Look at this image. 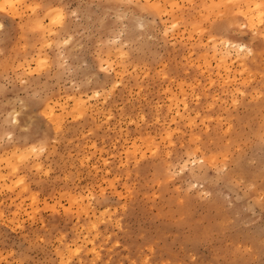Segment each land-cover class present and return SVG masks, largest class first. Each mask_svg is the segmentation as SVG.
Returning a JSON list of instances; mask_svg holds the SVG:
<instances>
[{
	"label": "rangeland",
	"instance_id": "rangeland-1",
	"mask_svg": "<svg viewBox=\"0 0 264 264\" xmlns=\"http://www.w3.org/2000/svg\"><path fill=\"white\" fill-rule=\"evenodd\" d=\"M29 2L0 0V118L27 124L0 139V264H259L264 44L240 13L261 0H48L63 52Z\"/></svg>",
	"mask_w": 264,
	"mask_h": 264
},
{
	"label": "snow or ice",
	"instance_id": "snow-or-ice-1",
	"mask_svg": "<svg viewBox=\"0 0 264 264\" xmlns=\"http://www.w3.org/2000/svg\"><path fill=\"white\" fill-rule=\"evenodd\" d=\"M13 7H16L20 11H24L26 13L32 14V31L39 33L44 32L45 35L51 39V36H48V28L45 27L44 20H42L40 17L44 16L49 21L51 25H61L60 31L63 32L64 38L62 41L57 43L56 47L61 50V52L64 51L65 47H71V36L68 35V31L65 29L69 28V25L71 24L72 20H65V15L63 11L60 8H53L52 4L48 3V0H36V2H30L29 3H20V4H14ZM145 7H151L158 9L160 6L157 4L153 5H146ZM238 7V6H233ZM2 10V9H0ZM69 15L71 18H76L77 13L69 10ZM241 16H244V13H240ZM246 23L244 24L245 28H251L250 35L254 38H259L261 43L264 44V0H261L260 3L256 4L255 7L251 10L248 16H245ZM175 27V25H173ZM217 29H220L221 27H226V22L224 25H217ZM5 29V24L0 23V33H3ZM211 35V33H209ZM47 47L51 48L53 47L52 44H47ZM60 59L63 60V56H60ZM44 61H41V64H44ZM65 71H68L70 69V65L65 61L60 65ZM21 84L24 83V81H20ZM3 89H0L2 91ZM43 100V94L39 91H33L31 93V97L28 101L21 100L20 106L23 109L24 104L26 102H41ZM42 106V104H41ZM38 115H43V113H39V110L37 109ZM19 113H16L14 110L9 112L7 116H4L0 118V139H7L8 141H12L14 138V133L17 132V130L20 129V126L22 123H25V121H22L18 119ZM50 119V118H49ZM27 126V124H26ZM257 142L261 145L262 148H264V127H261L259 131V135L256 137ZM42 145L39 148L32 147L30 149H27L25 153L20 154L19 159L21 162L27 160L29 156L33 153H36L38 151H43ZM200 163H203V161H200ZM227 168H218L217 174L227 177ZM20 181H18L19 183ZM190 187H192L190 185ZM244 191L248 193L250 197L253 198V202L258 203L259 207L262 210V215H264V182H262L259 186H257L255 183H248L245 185ZM198 235H203L198 234ZM260 256L261 259L259 261V264H264V236L261 238V244H260ZM150 253H145L142 258H139L135 261H130L129 264H157L156 261L152 260L150 258ZM166 264H199L198 261H189L187 259H169ZM234 264H245L243 260H236ZM248 264H254V261H248Z\"/></svg>",
	"mask_w": 264,
	"mask_h": 264
},
{
	"label": "bare ground",
	"instance_id": "bare-ground-1",
	"mask_svg": "<svg viewBox=\"0 0 264 264\" xmlns=\"http://www.w3.org/2000/svg\"><path fill=\"white\" fill-rule=\"evenodd\" d=\"M253 2V1H252ZM258 2V1H257ZM250 3V2H249ZM250 5V4H249ZM246 6H247V8H246V12L244 13V15L245 16H248L249 15V13L251 12V8L249 9V7L251 6H248L247 4H246ZM245 7V6H244ZM243 12V11H242ZM238 16H240V15H238ZM227 47H229V48H232L233 50H235V51H237V52H244V51H250V49H248L246 46H244V45H238V44H236V43H230V42H228L227 44ZM247 49V50H246ZM227 52V51H226Z\"/></svg>",
	"mask_w": 264,
	"mask_h": 264
}]
</instances>
